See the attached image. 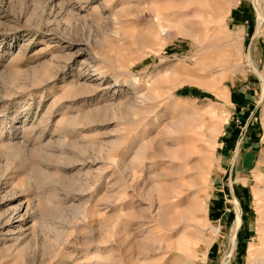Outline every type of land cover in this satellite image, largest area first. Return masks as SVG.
<instances>
[{
  "label": "rangeland",
  "instance_id": "1",
  "mask_svg": "<svg viewBox=\"0 0 264 264\" xmlns=\"http://www.w3.org/2000/svg\"><path fill=\"white\" fill-rule=\"evenodd\" d=\"M263 257L264 0H0V264Z\"/></svg>",
  "mask_w": 264,
  "mask_h": 264
},
{
  "label": "bare ground",
  "instance_id": "2",
  "mask_svg": "<svg viewBox=\"0 0 264 264\" xmlns=\"http://www.w3.org/2000/svg\"><path fill=\"white\" fill-rule=\"evenodd\" d=\"M139 92H140V91H139ZM139 92H136V91H135L136 94L139 93ZM137 98L141 99V100L144 102V100H145V99H144V93L139 94ZM147 108H149V107H147ZM152 110H155V108H153V106H152V109H149L148 112H146V113H151ZM146 115H147V114H146ZM263 258H264V257H263ZM253 260H254V259H253ZM263 261H264V260H263ZM255 262H257V260H256ZM260 262H261V261H260ZM258 263H259V262H258ZM258 263H257V264H258ZM262 263H263V262H262ZM260 264H261V263H260ZM263 264H264V263H263Z\"/></svg>",
  "mask_w": 264,
  "mask_h": 264
}]
</instances>
